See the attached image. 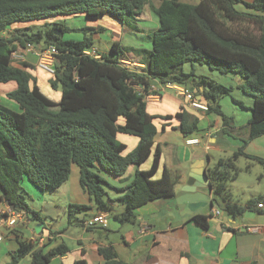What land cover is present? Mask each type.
<instances>
[{
  "label": "trees",
  "instance_id": "trees-1",
  "mask_svg": "<svg viewBox=\"0 0 264 264\" xmlns=\"http://www.w3.org/2000/svg\"><path fill=\"white\" fill-rule=\"evenodd\" d=\"M238 3L251 12L238 11ZM149 6L159 21V28L150 36L151 50L125 48L115 42L110 55L101 54L102 60L85 54L94 46V28L71 29L56 22L83 17L95 23L110 16L137 31V16ZM49 21L52 23L47 24ZM32 23L45 26L37 31L32 27L15 29L5 36L16 25ZM75 32L83 33L82 40L64 39L65 34ZM27 44L39 50L53 46L59 52L50 82L61 90L59 102L47 97L38 85L31 86L27 71L13 66V55ZM129 53H135L140 58L136 63L144 67L124 66ZM187 64L189 72L184 70ZM197 66L238 76L241 91L253 100L243 147L209 170L215 192L222 199V210L239 217L253 210L260 200L242 206L233 199L229 182L242 171L238 161H248L247 172L255 164L264 169V159L245 153L250 141L264 136V0H202L198 5L164 0L157 7L151 6V0H0V85H17L7 97L20 109L17 112L2 106L0 94L1 203L24 212L25 220L42 222L26 200L24 184L28 182L41 192L59 189L69 180L73 166L80 169V184L94 206L105 213L112 208L106 199L108 183L100 174L123 177L131 166L137 168L119 199L124 212L118 219L123 224H136L137 210L147 204L174 198L181 176L164 169L155 179L162 166V151L155 147V121L174 118L148 113L146 99L156 93L155 83L158 87L182 85L202 96L199 102L208 107L206 113L219 117L225 126L223 132L232 134L228 127L234 119L220 105L221 97L231 95L232 88L197 75ZM175 118L185 138L200 132L198 116L183 109ZM119 135L136 137L137 147L126 154L127 146L118 140ZM152 157L151 168L141 170ZM90 210V206L72 204L69 216L73 219ZM195 221L208 227L206 216H197ZM18 244L9 264H19L28 255L31 264H49L69 252L63 244L47 252L30 242L18 240ZM99 253L106 264H125L118 260L113 247L101 248Z\"/></svg>",
  "mask_w": 264,
  "mask_h": 264
},
{
  "label": "crops",
  "instance_id": "crops-1",
  "mask_svg": "<svg viewBox=\"0 0 264 264\" xmlns=\"http://www.w3.org/2000/svg\"><path fill=\"white\" fill-rule=\"evenodd\" d=\"M163 1L151 0V6L157 7ZM181 1L198 5L202 0ZM242 1L253 2V0ZM235 7L240 12H251L243 3H238ZM51 23L52 21H49L47 24ZM44 26L45 23L16 25L7 31L5 36H10L15 29L33 27L37 31ZM84 27H92L96 30L93 36L94 43L103 41L104 37L106 39L104 43L110 42V50L107 54L110 55L115 42L125 48L151 50L150 36L159 28V21L149 6L137 16V31L122 26L112 17L107 18V16L92 25L85 23ZM101 28L104 31H98ZM82 38L75 41H80ZM64 39L72 40L65 37ZM92 49L96 48L93 46ZM38 51L39 49L28 52L25 48H19L17 53L23 56V60L13 62V66L27 71L31 86L38 85L47 97L59 102L61 91L51 86L52 92H44L49 75L38 68ZM126 56L124 62L132 67H144L136 63L140 62L139 57L130 54ZM197 75L204 76L198 73ZM2 85L5 87L6 95L17 89L15 83ZM8 86L10 88L7 89ZM153 91L156 95L146 99L148 113L154 117H174L170 121H155L158 129L155 147L159 146L162 151V166L155 179L162 176L164 169L172 174H179L181 177L176 186L175 197L147 204L137 210L136 224H123L118 219L124 212V205L119 199L124 195L123 190L132 183L137 168L131 166L123 177L102 173L100 175L108 183L106 199L112 208L108 213V228L87 229L83 222L91 220L100 212L94 206L90 195L82 188L80 169L77 166L72 167L69 180L57 190L59 191L58 199L40 202V198L37 197L38 190L25 183L26 200L28 202L30 198L29 201L32 203L28 204L33 212L39 214L42 222L24 220L14 228H9L2 215L4 213L9 215L12 209L0 201V237L2 238L0 264L11 262L12 255L19 248L18 240L30 242L36 245L37 249H43L46 252L60 244L69 248L66 255L52 259L49 264H106L99 253V249L106 247H113L118 260L125 264H264V169L262 166L255 164L250 171H244L248 161L241 158L237 164L242 171L236 180L229 182L233 199L240 205L246 206L249 201L260 200L253 210L247 211L242 216L232 217L224 212L220 205L222 199L218 195L213 196L215 202L212 210H218L219 216H210V213L203 215L201 208L191 213L188 203L184 200L190 193L198 194L203 191L204 174L209 177V170L218 163L214 161V154H217L216 157L224 155L225 158H229L243 147V140L248 137L250 118L243 125H236L234 119L232 125L228 127L232 134H227L223 132L225 126L219 117L214 115V119L205 112L192 110L172 89L158 87L155 83ZM200 91L203 92V89L201 88ZM0 94L2 98L1 91ZM196 99L200 101L202 96L198 95ZM183 109L200 118V132L190 138L183 136L179 129L180 121L175 118ZM202 121H206V127H202ZM123 123L124 121L120 120V124ZM194 139L199 141L198 145L187 144L188 140ZM118 140L127 146L126 154L133 151L139 143L136 137L127 135H119ZM245 153L264 159V136L250 141L245 147ZM152 161L153 157L140 169L149 170ZM241 161H245L244 168L239 166ZM209 180L211 182L210 177ZM213 189L215 191L214 186ZM241 194L243 198L236 200ZM72 204L90 206L91 210L71 219L69 206ZM197 216L207 217V228L195 221ZM47 220L51 223H47ZM145 227H148V231H144ZM31 262L32 257L28 255L19 264H31Z\"/></svg>",
  "mask_w": 264,
  "mask_h": 264
},
{
  "label": "rangeland",
  "instance_id": "rangeland-1",
  "mask_svg": "<svg viewBox=\"0 0 264 264\" xmlns=\"http://www.w3.org/2000/svg\"><path fill=\"white\" fill-rule=\"evenodd\" d=\"M110 18V17H107ZM61 21V23H63L64 25H66L67 27L74 29V28H83L85 26V23H88L90 25L94 24V23H89L85 18L83 17H77V18H66V19H60L57 20L56 22ZM41 23H32V24H27V25H40ZM33 28V27H32ZM83 36V33H67L64 35V37L66 39H72V40H79L81 39ZM105 37L103 38V41L100 42H95L94 43V47L96 49H98L101 53L103 54H108L109 50H110V42H106L105 41ZM131 56H136L135 53H129ZM130 67H132L130 65ZM197 73L200 75H204L207 78L215 81L218 84H221L223 86L226 87H231L232 88V93L229 96H224L221 97L220 99V105L222 107L223 112L228 116V117H233V119H235L236 125H243L244 123H247L248 119L251 118V111L250 108L253 105V100L250 97H247L243 94V92L241 91V85H242V80L235 75H221L220 73L216 72V71H211L209 70L206 66H197ZM185 72H189L191 70L190 65H185L184 67ZM36 74V73H35ZM48 76V75H47ZM43 77V75H42ZM52 77L49 75V79L47 80V85H46V90H44L45 93H47L48 91L52 92V87L50 85ZM6 85V84H5ZM3 85H0V91L3 93L2 95V100H1V105L13 110V111H17L19 112V106L12 100H10L6 95L7 92H5V87H2ZM10 88L9 86L7 87V89ZM59 92L61 91L60 89H58ZM12 91V89L10 90ZM236 101V102H234ZM211 118L215 119L214 115H210ZM202 127H206V121H202ZM217 154H214L215 157V163L218 162V159L220 158H225L224 155L221 156H215ZM214 163V164H215ZM239 166L244 168L245 167V161H241L239 163ZM258 168H261L260 166H257ZM242 174H247L246 172H242ZM231 183V182H230ZM28 184V186L33 187L30 183H26ZM244 187V186H243ZM36 189V188H34ZM56 190H46L45 192H41V191H36L38 192L39 196H37L38 198H40V202L43 201H50V199H58L59 197V191ZM44 195V196H43ZM243 198V195L241 194L240 197L237 196L236 200H239ZM30 199V198H29ZM28 199V203H32L30 202ZM47 223H51L50 220H47ZM131 225V224H128Z\"/></svg>",
  "mask_w": 264,
  "mask_h": 264
},
{
  "label": "built area",
  "instance_id": "built-area-1",
  "mask_svg": "<svg viewBox=\"0 0 264 264\" xmlns=\"http://www.w3.org/2000/svg\"><path fill=\"white\" fill-rule=\"evenodd\" d=\"M26 51L34 52L36 50L35 46L32 44H27L25 47ZM38 68L49 74L50 76L55 75L56 73V64L59 56V52L56 50L55 47H47L43 50H39L38 52ZM87 56L95 60H102V55L96 49H89L85 51ZM14 62H21L23 60V56L19 55L17 52L13 55ZM126 67H130L129 63L123 62ZM134 67V66H133ZM168 88L172 89L175 94L186 101L189 108L196 111L208 112V107L202 103H200L196 98L192 91L182 85H169ZM152 95H156L155 93ZM151 96V95H150ZM149 97V96H148ZM147 97V98H148ZM188 145H198V140H188ZM259 207H262L259 205ZM220 212L218 210H213L212 216H219ZM5 218V222L9 228H14L19 222L24 221L26 219V214L20 211L12 210L9 215L4 213L2 215ZM108 218L109 214L105 212H100L91 220H85L83 225L85 228H94V227H101V228H108ZM254 232L253 229H250ZM144 231H148V227H145ZM2 238L0 237V242Z\"/></svg>",
  "mask_w": 264,
  "mask_h": 264
},
{
  "label": "water",
  "instance_id": "water-1",
  "mask_svg": "<svg viewBox=\"0 0 264 264\" xmlns=\"http://www.w3.org/2000/svg\"><path fill=\"white\" fill-rule=\"evenodd\" d=\"M204 179L205 185L203 184V191L198 194L190 193L184 200L188 203V209L191 213L201 208L203 215H208L210 213V216H212V208L215 202L213 196H217V193L214 191L213 185L206 174H204ZM11 209L14 211H20L13 207H11Z\"/></svg>",
  "mask_w": 264,
  "mask_h": 264
}]
</instances>
